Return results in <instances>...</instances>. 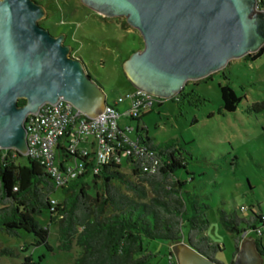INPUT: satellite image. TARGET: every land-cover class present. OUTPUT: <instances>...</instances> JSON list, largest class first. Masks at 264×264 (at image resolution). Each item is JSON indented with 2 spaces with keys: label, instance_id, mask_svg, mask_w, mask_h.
Here are the masks:
<instances>
[{
  "label": "rangeland",
  "instance_id": "rangeland-1",
  "mask_svg": "<svg viewBox=\"0 0 264 264\" xmlns=\"http://www.w3.org/2000/svg\"><path fill=\"white\" fill-rule=\"evenodd\" d=\"M47 16L39 22L51 35H65L64 44L71 54L80 58L91 78L100 86L108 104L133 90L127 81L122 64L131 52L140 50L143 41L139 32L126 24L125 18H108L84 6L80 0H43ZM190 84V85H188ZM195 84V85H194ZM229 84L242 98L233 113L222 109L219 86ZM162 105L145 113L139 128L144 127L155 143L175 140L186 158L187 166L174 174L183 183L182 195L189 209L191 204L203 209L209 228L203 234L213 244L223 246L215 256L220 264L233 260L234 241L219 220V209L236 212L248 219L251 213H264V111L255 113L252 104L264 101V50L255 60L233 59L222 70L205 80L190 81L184 91L172 99H160ZM129 105L124 99L121 108ZM136 121L119 120V129L134 128L129 138L136 140ZM123 174L131 168L121 157ZM90 194L101 186L91 179L86 181ZM65 195L55 190L51 199L62 202ZM245 208V210H241ZM39 223L49 226V252L44 246L33 247L32 235L20 232L18 237L0 233V250L8 248L12 254H1L0 264H76L81 249L74 241L68 250H60L57 224L49 223L48 211L37 217ZM261 231L243 237L262 238ZM185 222L182 235L187 237ZM262 234V235H261ZM146 253L153 255L149 264H179L174 248L185 246L166 241L143 238ZM27 246L22 252L23 246ZM25 257H31L32 262Z\"/></svg>",
  "mask_w": 264,
  "mask_h": 264
},
{
  "label": "water",
  "instance_id": "water-1",
  "mask_svg": "<svg viewBox=\"0 0 264 264\" xmlns=\"http://www.w3.org/2000/svg\"><path fill=\"white\" fill-rule=\"evenodd\" d=\"M108 18H125L143 47L122 64L134 89L172 99L190 81L205 79L231 60L264 46V12L256 0H80ZM43 1L0 0V150L28 151V115L67 101L98 118L106 97L80 58L40 26ZM19 100L25 103L18 105ZM179 264H220L187 244L174 248ZM230 264H262L255 240L245 238Z\"/></svg>",
  "mask_w": 264,
  "mask_h": 264
},
{
  "label": "trees",
  "instance_id": "trees-1",
  "mask_svg": "<svg viewBox=\"0 0 264 264\" xmlns=\"http://www.w3.org/2000/svg\"><path fill=\"white\" fill-rule=\"evenodd\" d=\"M263 50L264 46L245 58L255 60ZM219 91L223 111L235 112L242 98L229 84L220 85ZM24 103V100L18 101L19 106ZM161 105L158 99L148 112ZM250 109L263 112L264 101L252 104ZM145 113L138 118H124L138 124L137 139H131L134 146H114L120 159L125 158L131 174L121 172L115 156L97 175L86 172L74 179L61 190L65 195L63 201H55L54 205L50 200L55 187L40 160L21 156L15 150H0V233L9 237H18L20 232L30 234L34 238L33 247L44 246L51 252L49 226L44 227L37 220L48 211L49 223L57 224L59 249L68 250L74 241L81 249L76 264H149L153 255L146 253L143 238L166 241L170 245L185 240L192 249L215 260L223 246L211 243L203 234L209 228L203 211L205 206L193 203L189 209L182 195L183 183L174 179L177 170L186 168V158L175 140L155 143L144 127L139 128ZM127 150L130 153L123 155ZM57 151L62 157L64 150L58 147ZM89 179L95 187L101 182L94 195L86 184ZM218 213L220 223L233 238V258L244 234L258 230L263 234L264 213L252 212L248 219L223 209ZM185 222L188 224L186 238L182 235ZM254 240L264 264V246L259 237ZM26 248L23 246L22 252ZM1 254H12V251L5 248L0 250ZM25 260L32 262L31 257Z\"/></svg>",
  "mask_w": 264,
  "mask_h": 264
},
{
  "label": "built area",
  "instance_id": "built-area-1",
  "mask_svg": "<svg viewBox=\"0 0 264 264\" xmlns=\"http://www.w3.org/2000/svg\"><path fill=\"white\" fill-rule=\"evenodd\" d=\"M256 4L257 9L264 12V0H256ZM124 99L129 101V105L121 108ZM157 100L133 88L124 98L119 97L113 104L107 103L101 115L95 119L86 117L62 99L54 105L43 104L36 114L27 117L25 127L28 151L25 157L40 160L55 190L66 188L86 172L97 175L102 166L109 164L115 156L116 161H120L114 146H134L128 136L134 129L126 127L121 131L119 120L140 117ZM58 147L64 150L62 157L57 151ZM129 153L130 150H127L123 155ZM50 202L55 204L53 199Z\"/></svg>",
  "mask_w": 264,
  "mask_h": 264
},
{
  "label": "crops",
  "instance_id": "crops-1",
  "mask_svg": "<svg viewBox=\"0 0 264 264\" xmlns=\"http://www.w3.org/2000/svg\"><path fill=\"white\" fill-rule=\"evenodd\" d=\"M246 238H248V236H246ZM253 238H254V237H253ZM260 240H261L262 245L264 246L262 238H260Z\"/></svg>",
  "mask_w": 264,
  "mask_h": 264
}]
</instances>
